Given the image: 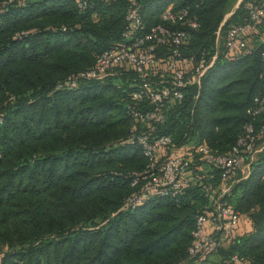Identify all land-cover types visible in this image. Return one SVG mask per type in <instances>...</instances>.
<instances>
[{
	"label": "trees",
	"instance_id": "16d2710c",
	"mask_svg": "<svg viewBox=\"0 0 264 264\" xmlns=\"http://www.w3.org/2000/svg\"><path fill=\"white\" fill-rule=\"evenodd\" d=\"M136 1L147 28L170 6L190 7L201 27L189 32L186 52L218 54L201 85L186 88L184 100L169 108L162 133L179 145L205 142L230 150L247 123L264 122L247 113L264 93V45L258 38L248 54L216 47L243 22L252 0L236 10L239 0ZM128 5L88 0L81 10L76 0H26L0 14V264L209 261L188 252L195 217L207 203L200 187L125 208L136 191L134 175L147 167L140 146L128 142L136 73L122 69L102 81L58 89L123 41ZM238 179L225 201L251 225L216 254L264 264V153Z\"/></svg>",
	"mask_w": 264,
	"mask_h": 264
},
{
	"label": "built area",
	"instance_id": "2783aa9c",
	"mask_svg": "<svg viewBox=\"0 0 264 264\" xmlns=\"http://www.w3.org/2000/svg\"><path fill=\"white\" fill-rule=\"evenodd\" d=\"M128 1L123 41L99 54L89 70L60 82L58 89H75L83 81H102L122 69L136 73L137 89L127 104L134 122L128 142L140 146L147 167L134 175L132 186L136 191L127 199L125 208L143 205L151 198H175L190 187H200L207 203L195 217L188 252L191 258H207L224 243L233 242L242 231L246 217L228 205L225 198L264 145V122L258 126L247 123L237 143L226 152L205 142L179 145L172 136L162 133L169 108L184 100L186 88L201 85L218 54L209 57L206 53L186 52L189 32L201 27L190 7L170 6L161 14L160 23L147 28L139 3ZM76 2L81 10L88 6V0ZM25 4L26 0H8L0 4V14L10 5ZM263 26L264 0H252L247 4L243 22L227 32L223 47L230 53H252ZM247 113L254 119L264 116V93L254 98ZM219 264L250 263L232 255Z\"/></svg>",
	"mask_w": 264,
	"mask_h": 264
},
{
	"label": "rangeland",
	"instance_id": "374dc122",
	"mask_svg": "<svg viewBox=\"0 0 264 264\" xmlns=\"http://www.w3.org/2000/svg\"><path fill=\"white\" fill-rule=\"evenodd\" d=\"M241 2V0L238 1L237 5L235 6L234 10L237 9V7L240 5L239 3ZM231 16V14L228 15L227 18H229ZM259 38V45L262 44L264 45V28L261 29V34L260 36L258 37ZM216 47L218 49V51L221 50V48L223 47V43H222V40H217L216 42ZM264 153V145L262 146L261 150L255 154V156L250 160V162L248 163V165L246 166L245 169H243V172H242V176H247L248 173L250 172L251 170V167H252V164H254L255 162H257V160L261 157V155ZM206 170H208V168H206ZM215 199L217 200V196L215 197ZM228 245L227 244H223L222 248H226ZM210 257V258H209ZM208 257V263L207 264H219L221 263L223 260V256L221 253L219 254H214L212 256H209Z\"/></svg>",
	"mask_w": 264,
	"mask_h": 264
},
{
	"label": "crops",
	"instance_id": "0c3cea01",
	"mask_svg": "<svg viewBox=\"0 0 264 264\" xmlns=\"http://www.w3.org/2000/svg\"><path fill=\"white\" fill-rule=\"evenodd\" d=\"M246 218L243 219V223H242V225H243V227H245V229L249 228L250 225H251V222H250L249 218H247V220H246Z\"/></svg>",
	"mask_w": 264,
	"mask_h": 264
},
{
	"label": "water",
	"instance_id": "95a60500",
	"mask_svg": "<svg viewBox=\"0 0 264 264\" xmlns=\"http://www.w3.org/2000/svg\"><path fill=\"white\" fill-rule=\"evenodd\" d=\"M242 1H243V0H241V2H242ZM241 2H240V3H241ZM240 3H239V4H240ZM237 8H239V6H238ZM232 14H233V13H232ZM232 14H231V15H232Z\"/></svg>",
	"mask_w": 264,
	"mask_h": 264
}]
</instances>
